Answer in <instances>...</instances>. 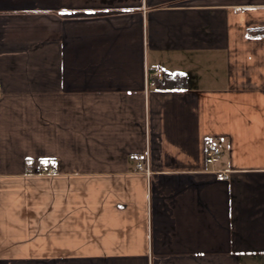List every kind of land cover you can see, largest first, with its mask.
Returning <instances> with one entry per match:
<instances>
[{
    "label": "crops",
    "instance_id": "1",
    "mask_svg": "<svg viewBox=\"0 0 264 264\" xmlns=\"http://www.w3.org/2000/svg\"><path fill=\"white\" fill-rule=\"evenodd\" d=\"M0 89V264H264V0H0Z\"/></svg>",
    "mask_w": 264,
    "mask_h": 264
},
{
    "label": "trees",
    "instance_id": "2",
    "mask_svg": "<svg viewBox=\"0 0 264 264\" xmlns=\"http://www.w3.org/2000/svg\"><path fill=\"white\" fill-rule=\"evenodd\" d=\"M176 76V77H175ZM175 76H173V77H171V78H169L168 80H169V82H170V84H173L174 85V87H182L183 86V84L182 83H176V80L177 79H179V80H183V78H185V76L184 75H175ZM177 78V79H176Z\"/></svg>",
    "mask_w": 264,
    "mask_h": 264
},
{
    "label": "built area",
    "instance_id": "3",
    "mask_svg": "<svg viewBox=\"0 0 264 264\" xmlns=\"http://www.w3.org/2000/svg\"><path fill=\"white\" fill-rule=\"evenodd\" d=\"M156 76H159V77H162V72L161 71H158L155 73ZM0 93H1V89H0ZM218 155V152H209L208 153V156L211 158V157H215ZM224 174L221 173L219 176H223Z\"/></svg>",
    "mask_w": 264,
    "mask_h": 264
}]
</instances>
